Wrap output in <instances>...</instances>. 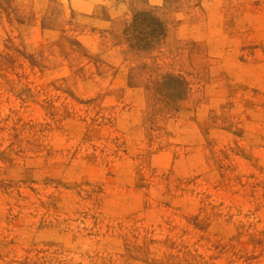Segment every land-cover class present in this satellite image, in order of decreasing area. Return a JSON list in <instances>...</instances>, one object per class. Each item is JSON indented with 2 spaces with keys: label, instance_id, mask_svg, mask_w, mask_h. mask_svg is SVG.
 I'll list each match as a JSON object with an SVG mask.
<instances>
[{
  "label": "rangeland",
  "instance_id": "obj_1",
  "mask_svg": "<svg viewBox=\"0 0 264 264\" xmlns=\"http://www.w3.org/2000/svg\"><path fill=\"white\" fill-rule=\"evenodd\" d=\"M0 264H264V0H0Z\"/></svg>",
  "mask_w": 264,
  "mask_h": 264
}]
</instances>
